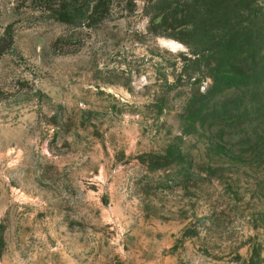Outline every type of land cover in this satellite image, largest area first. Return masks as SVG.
<instances>
[{"label":"rangeland","instance_id":"rangeland-1","mask_svg":"<svg viewBox=\"0 0 264 264\" xmlns=\"http://www.w3.org/2000/svg\"><path fill=\"white\" fill-rule=\"evenodd\" d=\"M206 1L0 0V264H264V107Z\"/></svg>","mask_w":264,"mask_h":264},{"label":"trees","instance_id":"trees-1","mask_svg":"<svg viewBox=\"0 0 264 264\" xmlns=\"http://www.w3.org/2000/svg\"><path fill=\"white\" fill-rule=\"evenodd\" d=\"M232 1V0H231ZM230 2V1H229ZM226 3L224 0H208L204 2L193 13H203L205 20L209 23L205 30L207 41L205 43L206 53H209L210 59L219 67L211 69V77L215 86L220 84L226 88L236 87L240 89L243 99L250 101V104L261 105L264 107V43L260 42L261 34L264 30H257L255 24L244 25V15L250 12V8L244 6V3H250L251 0H242V2ZM187 8L181 12L184 14L194 9L193 3L185 4ZM236 11V19L239 21L235 25L225 28L229 23L226 15ZM192 14V13H190ZM189 14V15H190ZM230 15H232L230 13ZM187 16V15H184ZM235 16V14H234ZM196 20V19H195ZM231 21V19H230ZM194 24V23H193ZM3 43L0 39V53ZM238 56L236 70L228 66L225 72H222L223 58L226 56ZM261 96V100L253 99L255 95ZM255 108V107H254ZM248 109V108H246Z\"/></svg>","mask_w":264,"mask_h":264}]
</instances>
